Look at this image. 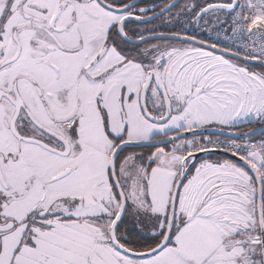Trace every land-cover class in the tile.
<instances>
[{
	"label": "snow or ice",
	"instance_id": "6c2138e0",
	"mask_svg": "<svg viewBox=\"0 0 264 264\" xmlns=\"http://www.w3.org/2000/svg\"><path fill=\"white\" fill-rule=\"evenodd\" d=\"M0 264H264V0H0Z\"/></svg>",
	"mask_w": 264,
	"mask_h": 264
},
{
	"label": "trees",
	"instance_id": "16d2710c",
	"mask_svg": "<svg viewBox=\"0 0 264 264\" xmlns=\"http://www.w3.org/2000/svg\"><path fill=\"white\" fill-rule=\"evenodd\" d=\"M144 2H146V3H147V2H150V0H144Z\"/></svg>",
	"mask_w": 264,
	"mask_h": 264
},
{
	"label": "water",
	"instance_id": "95a60500",
	"mask_svg": "<svg viewBox=\"0 0 264 264\" xmlns=\"http://www.w3.org/2000/svg\"><path fill=\"white\" fill-rule=\"evenodd\" d=\"M179 2H180V3H182V2H183V0H179Z\"/></svg>",
	"mask_w": 264,
	"mask_h": 264
},
{
	"label": "rangeland",
	"instance_id": "374dc122",
	"mask_svg": "<svg viewBox=\"0 0 264 264\" xmlns=\"http://www.w3.org/2000/svg\"><path fill=\"white\" fill-rule=\"evenodd\" d=\"M183 3V2H182Z\"/></svg>",
	"mask_w": 264,
	"mask_h": 264
}]
</instances>
